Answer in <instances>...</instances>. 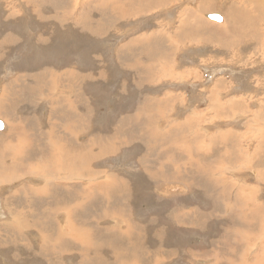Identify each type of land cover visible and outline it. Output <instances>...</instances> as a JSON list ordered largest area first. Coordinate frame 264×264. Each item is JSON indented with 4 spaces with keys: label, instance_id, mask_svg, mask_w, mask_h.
<instances>
[{
    "label": "rangeland",
    "instance_id": "obj_1",
    "mask_svg": "<svg viewBox=\"0 0 264 264\" xmlns=\"http://www.w3.org/2000/svg\"><path fill=\"white\" fill-rule=\"evenodd\" d=\"M130 1L0 0V93L2 88L8 93L0 104V246L6 245L0 247V264H96L91 249L102 259L97 264H253L264 259V213L256 208L264 207V173L258 174L264 171V40L249 36L247 12L236 3L230 18L245 14L246 19L233 22L235 36L223 39L218 30L205 31L204 24L177 35L189 24L190 11L204 20L212 9L205 5L209 2L157 0L155 8L122 17ZM230 1L237 0H219L217 9ZM248 15L247 25L264 26L251 10ZM51 72L64 78L51 81ZM214 99L216 112L210 107ZM184 119L213 145L199 147L197 154L205 153L201 157L190 152L194 141L184 124H171ZM9 127L15 131L5 135ZM220 132L229 133L221 144L212 136ZM182 134L188 139L186 151L178 149L186 145L174 144ZM234 146L247 156L238 160L233 150L234 161L227 155L215 158ZM89 148L91 158L85 152ZM53 150L80 153L77 165L91 164L96 174L80 179L50 170L40 158L45 161ZM188 154L203 158L205 168L193 162L181 166L195 160ZM250 157L260 159L252 168L244 162ZM224 177L230 192L217 186ZM239 188L254 195H246L249 204L241 208L242 200L234 198L236 191L242 195ZM48 206L64 210L66 218L53 215L44 222ZM7 220L11 225L3 227ZM62 221L72 222L85 239L76 243L65 234L56 243Z\"/></svg>",
    "mask_w": 264,
    "mask_h": 264
},
{
    "label": "bare ground",
    "instance_id": "obj_2",
    "mask_svg": "<svg viewBox=\"0 0 264 264\" xmlns=\"http://www.w3.org/2000/svg\"><path fill=\"white\" fill-rule=\"evenodd\" d=\"M111 1V0H110ZM199 1V0H198ZM224 2H225V0H223ZM112 2H116V0H112ZM200 2H209V3H207V4H205V5H207L206 7H212V9H209V13H214V12H217V11H219L223 16H221V14H220V16L223 18V21L221 22L220 21V23L218 22H211V21H209V20H207V19H205L206 18V16L209 14H207V15H204L203 14V18H204V20L201 18V16L199 15V12H195V13H192L191 11H190V13H188V15L191 17L190 19H193V21H190V19L188 18V17H186V18H188V25L184 28V31L183 32H179L177 35H179V34H181V33H185V29L186 28H190V30H193V31H196V30H198V24H204L206 27V29H205V31L206 30H218L219 31V35L221 36V37H224L223 39H227V38H229V37H232V36H235V35H232V34H234V32H235V26H234V23L236 24V25H238L239 24V21H240V19L241 20H243L244 18H245V14H243L242 16H239L238 15V18L239 19H237L236 17H234L233 16V20L230 18V16H229V10L232 8L233 10H235V3L236 4H238V5H240L241 7H243V9H245L246 10V12H247V21H246V23L248 22V21H250V17H249V11L251 10V12L254 14V16L258 19V20H261L262 22H263V24H264V0H237L236 2H234V1H230L229 3H228V5H226V3L223 5V6H225V7H223V9H220V10H218L217 9V6L219 5V4H221V3H219V0H201ZM126 2H124V4H125ZM157 3V0H144V1H142V2H140V0H131L128 4L126 3V7H128V11H126L125 12V9L123 8V13H122V17H126V16H128V15H131V14H136V13H138V12H141V11H143V10H150V9H152V8H155V4ZM194 3V2H193ZM219 3V4H218ZM113 5V4H112ZM199 6V5H198ZM165 8V7H164ZM193 9V8H192ZM199 9V8H198ZM208 9V8H207ZM206 9V10H207ZM238 9H239V7H238ZM22 11V10H21ZM172 11V10H171ZM184 11V10H183ZM170 12V11H169ZM185 13V16H187V13L184 11V12H182V15ZM75 16V15H74ZM205 16V17H204ZM222 18H221V20H222ZM246 19V18H245ZM157 20V19H156ZM174 20V19H173ZM234 22V23H233ZM245 23V25H246V27H248V31H249V36L253 39V41H261L262 39L264 40V26H262V25H259V27H253L252 26V24L251 25H247ZM153 25V24H152ZM197 25V26H196ZM196 26V27H195ZM52 27V26H51ZM246 27H244V29H246ZM240 28H242L241 26H237V30L238 31H240ZM191 33V32H190ZM236 33V32H235ZM195 34V33H194ZM218 34V33H217ZM243 34V33H242ZM238 35V34H237ZM244 35V34H243ZM248 35V34H247ZM191 36V35H190ZM207 36V35H206ZM239 36V35H238ZM195 37V36H194ZM184 38H186V37H183V39ZM198 38V37H197ZM16 39H17V37H16ZM18 39H20V38H18ZM218 39V38H217ZM249 39V38H248ZM21 40V39H20ZM14 41H16L15 39H14ZM170 41V40H169ZM251 41V40H250ZM17 42H19L18 40H17ZM105 42V41H104ZM168 42V41H167ZM223 42V41H222ZM127 43V42H126ZM2 44V43H1ZM264 43H262V44H260V45H263ZM255 45V44H254ZM79 46V45H78ZM81 46V45H80ZM123 46H124V44H123ZM128 47V46H127ZM224 47V46H223ZM222 47V45H221V48L222 49H224ZM226 47V46H225ZM245 47V46H244ZM5 48V47H4ZM48 48V47H47ZM152 49V48H151ZM154 49V48H153ZM167 49H168V47H167ZM248 49V48H247ZM262 49V48H261ZM230 50V49H229ZM208 51V50H207ZM262 51H263V49H262ZM72 52V51H71ZM204 52V51H203ZM157 53V52H156ZM160 53V52H159ZM205 53V52H204ZM263 53H264V51H263ZM202 54V53H201ZM239 54V53H238ZM237 55V54H236ZM264 55V54H263ZM215 56V55H214ZM221 56V55H220ZM240 56V55H239ZM245 56V55H244ZM257 56V55H256ZM258 56H261V54L260 55H258ZM36 58V57H35ZM76 58V57H75ZM84 58V57H83ZM250 58H252V57H250ZM250 58H249V60H250ZM257 58V57H256ZM262 58V57H261ZM247 59V58H246ZM258 59V58H257ZM260 59V58H259ZM245 60V59H244ZM252 60V59H251ZM248 61V60H247ZM261 61V60H260ZM254 62V61H253ZM252 62V63H253ZM255 62H256V60H255ZM219 63V62H218ZM249 63V62H248ZM258 64L259 63H261V62H257ZM209 64V63H208ZM246 64V63H245ZM244 64V65H245ZM250 64H251V62H250ZM257 64V65H258ZM210 65V64H209ZM219 65V64H218ZM151 66V65H150ZM241 66V65H240ZM251 66V65H250ZM254 66H256V65H254ZM261 66V65H260ZM221 67H222V65H221ZM252 67V66H251ZM6 68V67H5ZM67 68V67H66ZM71 68V67H70ZM254 68V67H253ZM256 68V67H255ZM261 68V67H260ZM263 68V67H262ZM166 69V68H165ZM194 69V68H193ZM246 69V68H245ZM192 70V69H191ZM214 70V69H213ZM222 70V69H221ZM250 70V69H249ZM257 70H259V68H257ZM52 71V70H51ZM217 71V70H216ZM262 71V70H261ZM157 72V71H156ZM221 72V71H220ZM234 72V71H233ZM239 72V71H238ZM245 72V71H244ZM246 72H249V71H246ZM245 72V73H246ZM164 73V75L165 74H168V73H170L169 71H167V72H163ZM254 73V72H253ZM27 74V73H26ZM171 74V73H170ZM227 74H228V72H227ZM237 74V73H236ZM261 74V73H260ZM169 75V74H168ZM13 76V75H12ZM170 76V75H169ZM213 76V75H212ZM245 76H246V74H245ZM248 76V75H247ZM53 77V78H52ZM74 77V76H73ZM237 77V76H236ZM244 77V76H243ZM259 77V76H258ZM51 81H61L63 78H64V76H62V74H57L56 73V75L55 76H52V72H51ZM161 78V77H160ZM242 78V77H241ZM167 79V78H166ZM204 79V78H203ZM261 79V78H260ZM246 80V79H245ZM100 81V80H99ZM252 81V80H251ZM205 82V81H204ZM241 82V81H240ZM259 82H261V81H259ZM37 83V82H36ZM95 83V82H94ZM206 83V82H205ZM24 84V83H23ZM61 84V83H60ZM162 84V83H161ZM217 84V83H216ZM255 84V83H254ZM262 84V83H261ZM264 84V83H263ZM22 85V84H21ZM174 85V84H173ZM172 85V86H173ZM249 85V84H248ZM247 85V86H248ZM22 86H24V85H22ZM258 86V85H257ZM17 86H15V88H16ZM239 87V86H238ZM262 87H263V85H262ZM19 88V87H18ZM251 88V87H250ZM20 89V88H19ZM22 89V88H21ZM28 89V88H27ZM26 89V90H27ZM255 90V89H254ZM256 90H257V88H256ZM7 91H8V89H7ZM28 92V91H27ZM54 92V91H53ZM229 92V91H228ZM227 92V93H228ZM239 92V91H238ZM262 92V91H261ZM64 93V92H63ZM259 93V92H258ZM257 93V94H258ZM1 95H0V104H2V102L5 100L4 98L8 95V93H6V91L2 88L1 89V93H0ZM70 94V93H69ZM220 94V93H219ZM247 94V93H246ZM29 95V94H28ZM14 96H16V95H14ZM35 96V95H34ZM52 96H53V94H52ZM211 97H213V95L211 94L210 95ZM252 96V95H251ZM255 96V95H254ZM259 96L261 97V94L259 93ZM9 97V96H8ZM21 97V96H20ZM70 97V96H69ZM192 97V96H191ZM222 97V96H221ZM240 97V96H239ZM244 97H245V95H244ZM256 97H258L257 95H256ZM44 98V97H43ZM227 98V97H226ZM247 98V97H246ZM249 98V97H248ZM250 98H253V97H250ZM12 99V98H11ZM22 99V98H21ZM210 99V98H209ZM234 99V98H233ZM256 99V98H255ZM13 100V99H12ZM66 100V99H65ZM204 100V99H203ZM7 101V100H6ZM14 101V100H13ZM69 101V100H68ZM8 102H10V101H8ZM7 102V103H8ZM212 103H211V105H210V107L211 106H214V108H215V112H216V109H219V105H218V103H217V101L214 99V102L213 101H211ZM250 102V101H249ZM11 103V102H10ZM16 103V102H15ZM69 104H70V102H68ZM226 104H227V102H225ZM260 102H258V104H259ZM262 103H264V102H262ZM220 104V103H219ZM224 104V103H223ZM11 105V104H10ZM65 105V104H64ZM221 105V104H220ZM87 106V105H86ZM224 106H226V105H224ZM253 106V105H252ZM18 107V106H17ZM24 107V106H23ZM53 107V106H52ZM55 107H57V106H55ZM229 107V106H228ZM263 107V106H262ZM68 108H70V107H68ZM213 108V109H214ZM223 108V107H222ZM35 109V108H34ZM193 109V108H192ZM213 109H210V110H213ZM225 109V108H224ZM223 109V110H224ZM2 108H0V115L1 114H3L2 113ZM73 110V109H72ZM94 110V109H93ZM194 110V109H193ZM46 111V110H45ZM54 111V110H53ZM219 111V110H218ZM227 111V110H226ZM209 112V111H208ZM214 112V111H213ZM223 112H225V111H223ZM16 113V112H15ZM33 113V112H32ZM159 113V112H158ZM162 113V112H161ZM181 113V112H180ZM190 113V112H189ZM233 113V112H232ZM34 114V113H33ZM227 114H228V112H227ZM27 115V114H26ZM37 115V114H36ZM49 115V114H48ZM193 115V114H192ZM229 115V114H228ZM237 115V114H236ZM50 116V115H49ZM159 116V115H158ZM186 116V115H185ZM191 116V115H190ZM196 116V115H195ZM194 116V117H195ZM241 116V115H240ZM1 117H3L4 118V116H1ZM52 117V116H51ZM83 117V116H82ZM192 117V116H191ZM200 117V116H199ZM217 117H218V115H217ZM226 117V116H225ZM264 117V116H263ZM197 118H198V116H197ZM227 118V117H226ZM6 119V118H5ZM27 119V118H26ZM84 119V118H83ZM82 119V120H83ZM194 119V118H193ZM217 119V118H216ZM57 120V119H56ZM208 120V119H207ZM213 120V119H212ZM6 121L8 122V119H6ZM5 121V122H6ZM189 120L188 119H184L182 122H176V121H173L171 124H173V125H177V126H179V124L180 123H182V124H184L183 125V127L184 128H186V129H188L189 130V133L188 134H191V137H192V140L194 141V146L195 147H192L193 145L191 144V146H190V152L192 153L193 152V155L194 156H198V157H201V155H199V154H194L196 151L197 152H199L200 153V150H199V147H204L205 149H207V150H209V149H211L212 148V146L213 145H211V142L210 141H207L209 138L207 137V139L205 138V135H198L197 134V132L198 131H193L192 130V127L190 126V125H192V121L191 122H188ZM213 122H214V120H213ZM196 123H197V121H196ZM199 123V122H198ZM197 123V124H198ZM212 123V122H211ZM220 123V122H219ZM218 123V124H219ZM63 124V123H62ZM213 124V123H212ZM56 125V124H55ZM214 125V124H213ZM59 126V125H58ZM229 126V125H228ZM8 127V126H7ZM152 127V126H151ZM172 127V126H171ZM180 127V126H179ZM5 128H6V125H5ZM4 128V129H5ZM19 128V127H18ZM157 128L158 127H154L153 128V132H154V135H155V133H156V130H157ZM38 130H40L39 128H38ZM196 130V129H195ZM3 131H5V130H3ZM2 131V132H3ZM13 131H15L14 129H13ZM12 131V132H13ZM42 131V130H41ZM142 131V130H141ZM147 131V130H146ZM149 131V130H148ZM231 131V129H228L227 128V131L226 132H230ZM11 132V127H9L8 129H7V132H5L4 134L6 135V133H10ZM11 132V135L13 134ZM145 132V131H144ZM143 132V133H144ZM150 132H152V131H150ZM235 132V135L233 134H230V135H232V138L231 139H229L231 142L232 141H235L236 140V131H234ZM200 133V132H199ZM202 134V133H201ZM222 134V135H221ZM228 134L229 133H226V135L224 134V133H222V132H220V133H214L212 136H214L215 138H219V142L220 141H222V142H225L226 140H228ZM39 135V134H38ZM40 135H41V133H40ZM37 136V135H36ZM42 136H43V134H42ZM41 136V137H42ZM182 136H183V134H182ZM211 137V136H210ZM201 138H203V140H201ZM19 139V138H18ZM27 139V138H26ZM183 139H184V141H183ZM213 139V138H212ZM20 140H21V138H20ZM28 140V139H27ZM44 140V139H43ZM145 140V139H144ZM148 140V139H147ZM174 140H176V141H183L182 143H180L179 141L178 142H174V144H178V145H180V144H182V145H186V146H180V148H178V149H181V151H182V149L183 150H188V148L189 147H187L188 145H187V138L185 139V137L183 136V137H181V138H175ZM210 140V139H209ZM22 141V140H21ZM191 141V140H190ZM25 142H27V141H25ZM50 142V141H49ZM149 142V141H148ZM222 142H220V144L222 143ZM47 143V142H46ZM45 143V144H46ZM153 143V142H152ZM191 143V142H190ZM9 144H10V142H9ZM174 144H172L173 146H174ZM228 144V143H227ZM234 144V143H233ZM12 145H13V143H12ZM15 146H17L16 144H14ZM23 144H21L20 146H22ZM26 145H27V143H26ZM46 146V145H45ZM176 146V145H175ZM233 146V145H232ZM24 147V146H23ZM47 147V146H46ZM18 148V147H17ZM21 148V147H20ZM176 148H177V146H176ZM227 148V147H226ZM12 150H14L13 148H11ZM16 149V148H15ZM170 149H171V147H170ZM228 149V148H227ZM226 149V150H227ZM19 150H21V149H19ZM48 150V149H47ZM59 150V149H58ZM55 151V150H53L52 151V153H54V154H50V152L47 154V155H49L48 156V158L45 160V161H43V158H40V160L44 163V164H46V165H50V166H52L51 168L52 169H50V170H52V171H54V172H56V173H60V172H69V175H70V177H77V178H82V175L83 174H88V175H90V176H92V175H94V174H96V172H94V171H92L91 170V168L92 167H89L91 164H85V165H82V166H78L77 165V162H78V159H79V154L80 153H78V152H75L74 150H72V152H70V153H66V151L64 152V154L62 155V153H61V151ZM233 150H234V156L239 160H241L242 158H243V155H244V157L245 156H247L246 155V152L247 151H244V150H238L237 149V146H234V147H232L231 149H228L224 154H222V155H220V156H217V157H215L218 161L220 160V159H223V160H225L226 158L224 157V156H226L227 155V158H229V159H231V160H233ZM22 151V150H21ZM176 151V150H175ZM235 151H238V155H235ZM23 152V151H22ZM55 152H58L57 154H55ZM86 153H87V155H88V157L89 158H91V154H92V150L89 148V149H87L86 151H85ZM178 152H180V150L178 151ZM211 152H212V150H211ZM18 153V152H17ZM19 154V153H18ZM179 153H177V155H178ZM181 154V153H180ZM188 155H191V154H188ZM13 156V155H12ZM46 156V155H45ZM192 156V155H191ZM194 156H192V157H194ZM61 158L60 160H57L56 158ZM195 158V160L194 161H189V162H187V163H184V164H182L181 166H185L186 167V165L188 164V163H195L196 164V166L199 168V169H204L205 168V166H204V164L203 163H205L206 161L203 159V158H196V157H194ZM184 159V158H183ZM175 160V159H174ZM191 160H192V158H191ZM185 161V160H184ZM234 161V160H233ZM256 161H260V159L259 160H257L256 158H252V157H250V158H247V159H244V162H245V164L246 165H249V168H252V164L251 163H255ZM57 163V165H54L53 163ZM167 162V161H166ZM263 162H264V160H263ZM15 165H17V164H15ZM191 165V164H190ZM13 166V165H12ZM18 166V165H17ZM192 166V165H191ZM256 167L258 166V165H255ZM260 166V165H259ZM39 167V166H38ZM35 169V168H34ZM40 169V168H39ZM43 169V168H42ZM80 169V173H78L77 172V170H79ZM261 169H263V168H261ZM38 170V169H37ZM48 170V169H47ZM247 170H252V169H248L247 168ZM256 170V169H255ZM260 170V169H259ZM258 170V171H259ZM264 170V169H263ZM39 171H41V170H39ZM44 172H45V174H46V171L44 170ZM51 172V171H50ZM30 173V172H29ZM37 173H38V171H37ZM232 173V172H231ZM251 173V172H250ZM264 173V171H261V172H258V174H263ZM40 174V173H39ZM61 174V173H60ZM86 174H85V176H86ZM252 174V173H251ZM32 175V174H31ZM35 175H37V174H35ZM52 175V174H51ZM61 175H63V174H61ZM27 176V175H26ZM33 176V175H32ZM39 176H41V174L39 175ZM38 176V177H39ZM64 176V175H63ZM62 176V177H63ZM22 177V176H21ZM25 177V176H24ZM23 177V178H24ZM31 176H29V179L31 180V178H30ZM43 177H44V174H43ZM46 177H49V176H46ZM50 177H52V179H56L55 178V175H52V176H50ZM60 176H58V178H59ZM17 178V177H16ZM16 178H14V179H16ZM28 178V177H27ZM40 178H42V177H40ZM68 178V177H67ZM14 179H13V181H14ZM28 179V180H29ZM61 179V178H60ZM63 179V178H62ZM74 179V178H73ZM80 179H79V181H80ZM224 179H225V177L224 178H222L221 179V181L219 182V183H217V186H219V187H222L225 191H227V192H230V191H232V187L231 188H227V187H224L223 185H226L225 183V181H224ZM47 180V179H46ZM72 180V179H71ZM92 180H94V178L92 179ZM34 181V180H33ZM35 181H37V179H35ZM45 181V180H44ZM56 181V180H55ZM61 181H63V180H61ZM64 181H65V179H64ZM73 181V180H72ZM76 182H78L77 180H75ZM82 181V180H81ZM6 182H8V183H10V182H12V181H6ZM83 182V181H82ZM87 182V181H86ZM3 183H4V181H3ZM2 183V184H3ZM19 183V182H18ZM37 183V182H36ZM44 183V182H43ZM57 183V182H56ZM60 183V182H59ZM88 183V182H87ZM245 183V182H244ZM40 184V183H39ZM51 184V183H50ZM49 184V185H50ZM32 185V184H31ZM60 185V184H59ZM84 185V184H83ZM88 185V184H87ZM85 186V187H88V186ZM22 185H21V183H20V186L19 187H21ZM47 186V183L46 184H44V185H42V188H44V187H46ZM226 186H228V185H226ZM231 186V185H230ZM1 187V186H0ZM10 187V186H9ZM18 187V188H19ZM23 187V186H22ZM33 187V186H32ZM73 187V186H72ZM246 187V186H245ZM252 187V186H251ZM34 188V187H33ZM257 188V187H256ZM23 189V188H22ZM35 189H37V190H42V189H40V188H38V187H36ZM240 189V188H239ZM23 190H25V189H23ZM241 190V192H242V195L239 193V191L237 192L236 191V193H235V195H234V198L235 199H237V200H239V201H241L242 200V205L240 206V208L241 207H243L244 206V204L247 206V203L249 204V202H245L244 203V199H246L245 197H246V195H250L252 198H253V191H251V192H248V193H246V189H240ZM33 191H34V189L33 190H30V191H28V193H27V195H31L32 193H33ZM262 191V190H261ZM17 192V191H16ZM15 194H17V195H19L18 193H15ZM14 194V195H15ZM260 194V193H259ZM26 195V194H25ZM67 195V194H66ZM68 196V195H67ZM27 198H28V196H26ZM59 197V196H58ZM57 197V198H58ZM66 197V196H65ZM27 198H26V200H27ZM60 198V197H59ZM233 198V199H234ZM257 198V197H256ZM32 200H33V198H32ZM21 201H23V200H21ZM28 201V200H27ZM34 201V200H33ZM233 201V200H232ZM249 201V200H248ZM254 201V200H253ZM264 201V200H263ZM32 202V201H31ZM36 202V201H35ZM34 202V203H35ZM38 203V202H37ZM236 204V203H235ZM8 205V203L7 202H3V208L5 209V207ZM238 205V204H237ZM49 207V206H48ZM234 207V206H233ZM261 207V208H260ZM49 208H51V207H49ZM57 208V207H56ZM256 208H258V209H261V214L262 213H264V207H262V206H259V207H257L256 206ZM231 209V208H230ZM239 209H237V211H238ZM3 211V210H2ZM250 211V210H249ZM259 211V210H258ZM63 212V213H62ZM49 213V215H48V217L46 218V219H44V222H47L48 220H50V219H52L54 216L53 215H55L56 216V218H64L65 216H66V213H65V211L64 210H58V211H56L55 212V208L54 209H52L51 208V211H49L48 212ZM47 213V214H48ZM255 213V212H254ZM253 213V214H254ZM3 214L0 212V219H2V216ZM5 215V214H4ZM42 215H43V213H42ZM60 215V216H59ZM216 215V214H215ZM255 215V214H254ZM47 216V215H46ZM264 216V215H263ZM20 217V216H19ZM40 217H42L41 216V213H40ZM66 218V217H65ZM234 218V217H233ZM21 219V218H20ZM114 219V218H113ZM208 219V218H207ZM115 220V219H114ZM263 220H264V217H263ZM21 221V220H20ZM38 221V220H37ZM36 221V222H37ZM41 221V220H40ZM122 221V220H121ZM181 221V220H180ZM43 222V221H42ZM116 222V221H115ZM120 222V221H119ZM119 222H117L118 224H119ZM21 223H22V221H21ZM39 223V222H38ZM52 223H54V221H52ZM62 223V226H57L58 227V232H57V236H56V238H55V242L57 243L58 241L60 242V239L66 234V236L67 237H69L70 239H72L73 241H75L76 243H77V241L78 242H80V241H83L85 238H83V232H76L75 231V229H74V224L72 223V222H61ZM114 224V223H113ZM182 224V223H181ZM262 224V223H261ZM7 225H11V222L9 221V220H7L6 221V223L3 225V227H5V226H7ZM112 225V224H111ZM117 225V224H116ZM189 225V224H188ZM188 225L186 224V226L185 227H188ZM27 226V225H26ZM41 226V225H40ZM55 226V225H54ZM113 226H115V224L113 225ZM112 226V227H113ZM118 226H121L120 224L118 225ZM180 226V225H179ZM183 226V227H184ZM28 227V226H27ZM66 229H65V228ZM116 228H117V226H116ZM63 229H65V230H63ZM119 229V228H118ZM18 229L16 230V231H14V234L15 233H17L18 235H19V233H18ZM118 231V230H117ZM240 231V230H239ZM29 232V231H28ZM23 233V232H22ZM238 233V232H237ZM243 233V232H242ZM246 234V233H245ZM9 235H11V234H9ZM16 235V234H15ZM39 235V234H38ZM226 235V234H225ZM233 235H235V231H234V233H233ZM232 235V236H233ZM239 236L238 237H240L241 235L240 234H238ZM228 236V235H227ZM244 235H242V237H243ZM238 237L236 238V241H237V239H238ZM151 238V237H150ZM219 238V237H218ZM244 238V237H243ZM7 239V238H6ZM234 239V238H233ZM8 240V239H7ZM218 240V239H217ZM219 240H220V238H219ZM222 240V239H221ZM88 241V240H87ZM147 241V240H146ZM200 241V240H199ZM212 241H213V239H212ZM227 241V240H226ZM234 241H235V239H234ZM3 242V241H2ZM10 242V241H9ZM214 242V241H213ZM5 243V242H4ZM44 243V242H43ZM47 243L48 242H46L45 244L47 245ZM239 243V242H238ZM238 243H236V244H238ZM8 244V243H7ZM17 244V243H16ZM217 244H218V242H217ZM235 244V245H236ZM241 244V243H240ZM258 244V243H257ZM42 245V244H41ZM78 245V244H77ZM163 245V244H162ZM219 245V244H218ZM220 245H222V244H220ZM239 245V244H238ZM5 247L6 245H2V246H0L1 248L2 247ZM13 246V245H12ZM51 246H52V244H51ZM61 246H63V245H61ZM84 246V245H83ZM10 247V246H9ZM17 247V246H16ZM29 247V246H28ZM87 247V246H86ZM217 248H218V246H216ZM220 247V246H219ZM250 247V246H249ZM253 247V246H252ZM51 248V247H50ZM7 249V248H6ZM43 249H44V247H43ZM48 249V248H47ZM52 249V248H51ZM50 249V250H51ZM67 249H69V248H67ZM91 249V248H90ZM96 249V248H95ZM155 249V248H154ZM20 250V249H19ZM34 250V249H33ZM42 250V249H41ZM40 250V251H41ZM53 250V249H52ZM55 250V249H54ZM74 250V249H73ZM72 250V251H73ZM76 250H77V248H76ZM92 251H90L89 252V255H90V257L92 258V260L91 261H93L94 263H99V262H101V260L102 259H100V258H98V257H96L95 256V252H94V249H91ZM43 251V250H42ZM45 251H46V249H45ZM44 251V252H45ZM56 251V250H55ZM80 251H81V249H80ZM83 252H84V250H82ZM249 251V250H248ZM247 251V252H248ZM39 252V251H38ZM52 252V251H51ZM57 252H58V249H57ZM74 252H76V251H74ZM0 253H2L1 251H0ZM7 253V252H6ZM43 253V252H42ZM245 253V252H244ZM3 254V253H2ZM8 254V253H7ZM16 254H18V253H16ZM36 254H38V253H36ZM49 254V253H48ZM55 254V253H54ZM253 254V253H252ZM9 255V254H8ZM14 255V254H13ZM26 255V254H25ZM30 255V254H29ZM43 255H45V254H43ZM50 255V254H49ZM49 255H46V256H48L49 257ZM56 255V254H55ZM119 255V254H118ZM4 256H5V254H4ZM4 256H3V258H4ZM15 256V255H14ZM17 256V255H16ZM45 256V257H46ZM110 256V255H109ZM117 256V255H116ZM11 257V256H10ZM89 257V256H88ZM193 257V256H192ZM248 257H250V256H248ZM86 258H87V256H86ZM117 258V257H116ZM195 258V257H194ZM193 258V259H194ZM45 259V258H44ZM48 259V258H47ZM89 259V258H88ZM198 259V258H197ZM67 260V259H66ZM231 260V259H230ZM243 260V259H242ZM248 260H249V258H248ZM63 261V260H62ZM74 260L72 259V261L71 262H73ZM200 261V260H199ZM234 261V260H233ZM2 262H4V260L2 261ZM58 262V261H57ZM195 262V261H194ZM235 262V261H234ZM234 262H231V263H233V264H247V262H245V261H241V262H239V263H234ZM238 262V261H237ZM19 263V262H18ZM30 263V262H29ZM28 263V264H29ZM91 263V262H90ZM103 263H105L104 261H103ZM115 263V262H114ZM118 263V262H117ZM116 263V264H117ZM121 263V262H120ZM131 263V262H130ZM129 263V264H130ZM253 264H264V259L263 260H260V259H255V261L254 262H252ZM60 264V263H59ZM119 264V263H118ZM124 264V263H123ZM135 264H136V262H135ZM249 264H251V263H249Z\"/></svg>",
    "mask_w": 264,
    "mask_h": 264
},
{
    "label": "water",
    "instance_id": "obj_3",
    "mask_svg": "<svg viewBox=\"0 0 264 264\" xmlns=\"http://www.w3.org/2000/svg\"><path fill=\"white\" fill-rule=\"evenodd\" d=\"M207 18L208 19H212V20H216L218 22L221 21V16L218 15V14H212V15H207ZM3 125L1 124V121H0V128L2 127Z\"/></svg>",
    "mask_w": 264,
    "mask_h": 264
},
{
    "label": "crops",
    "instance_id": "obj_4",
    "mask_svg": "<svg viewBox=\"0 0 264 264\" xmlns=\"http://www.w3.org/2000/svg\"><path fill=\"white\" fill-rule=\"evenodd\" d=\"M138 85H139V84H138ZM138 85H137V88L139 87ZM171 126H172V125H171ZM179 126H180V125H179ZM179 126H177V128H180ZM168 128H169V127H168ZM197 153H198V152L196 151L194 154H197ZM192 154H193V152H192ZM204 154H205V153L202 152V154H199V155H204ZM10 234H11V233H10ZM11 235H12V234H11ZM60 241H62V240L60 239Z\"/></svg>",
    "mask_w": 264,
    "mask_h": 264
}]
</instances>
